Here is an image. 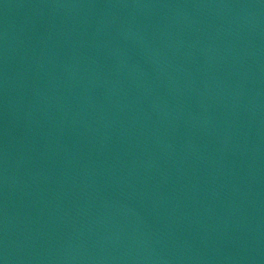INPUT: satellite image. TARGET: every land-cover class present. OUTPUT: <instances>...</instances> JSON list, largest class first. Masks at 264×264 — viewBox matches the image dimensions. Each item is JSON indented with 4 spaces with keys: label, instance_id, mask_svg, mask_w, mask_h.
I'll return each instance as SVG.
<instances>
[{
    "label": "water",
    "instance_id": "water-1",
    "mask_svg": "<svg viewBox=\"0 0 264 264\" xmlns=\"http://www.w3.org/2000/svg\"><path fill=\"white\" fill-rule=\"evenodd\" d=\"M0 264H264V0H0Z\"/></svg>",
    "mask_w": 264,
    "mask_h": 264
}]
</instances>
